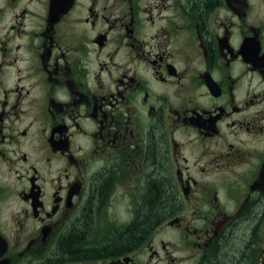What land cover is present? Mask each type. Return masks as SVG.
Here are the masks:
<instances>
[{"label": "flooded vegetation", "instance_id": "af4514ba", "mask_svg": "<svg viewBox=\"0 0 264 264\" xmlns=\"http://www.w3.org/2000/svg\"><path fill=\"white\" fill-rule=\"evenodd\" d=\"M163 180L170 213L100 253ZM96 193L97 254L67 256ZM230 255L264 264V0H0V264Z\"/></svg>", "mask_w": 264, "mask_h": 264}, {"label": "trees", "instance_id": "16d2710c", "mask_svg": "<svg viewBox=\"0 0 264 264\" xmlns=\"http://www.w3.org/2000/svg\"><path fill=\"white\" fill-rule=\"evenodd\" d=\"M216 0H195L197 4V13H203L204 9L211 7ZM159 144V142H158ZM161 149L158 150V159L161 160ZM156 191V197L150 201L149 211L147 212V216L144 220H142L137 225H133L127 231L123 233V236L119 237L117 240L109 241L104 246L97 248L100 253H114L120 252L125 248H129L139 241L144 239L151 228L165 215L169 214L173 209L175 204V198L171 190V185L168 181H155L153 183ZM101 193L104 197L105 188H102ZM97 194V193H96ZM102 199L98 200V194L96 198L93 200V203L90 207V210L86 213V217L83 218V221L78 225V230L74 232L72 236L67 237L66 241L61 244V249L67 256L71 257H79L83 255H96L97 250L87 251L83 249V246H80L82 241L86 238L87 234L96 233V225L98 220V212L97 207L103 202ZM96 250V251H95ZM237 248L233 249V253H236ZM233 256L225 257L223 264H232Z\"/></svg>", "mask_w": 264, "mask_h": 264}, {"label": "rangeland", "instance_id": "374dc122", "mask_svg": "<svg viewBox=\"0 0 264 264\" xmlns=\"http://www.w3.org/2000/svg\"><path fill=\"white\" fill-rule=\"evenodd\" d=\"M120 215V214H119ZM172 235H170L169 233H165V237H171Z\"/></svg>", "mask_w": 264, "mask_h": 264}, {"label": "bare ground", "instance_id": "6f19581e", "mask_svg": "<svg viewBox=\"0 0 264 264\" xmlns=\"http://www.w3.org/2000/svg\"><path fill=\"white\" fill-rule=\"evenodd\" d=\"M136 210V209H135Z\"/></svg>", "mask_w": 264, "mask_h": 264}]
</instances>
